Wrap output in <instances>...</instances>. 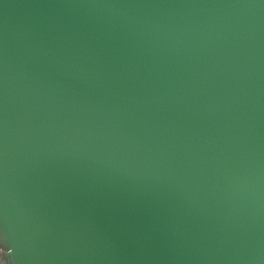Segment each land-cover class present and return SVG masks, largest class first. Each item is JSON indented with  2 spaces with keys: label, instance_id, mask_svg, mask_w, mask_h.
I'll use <instances>...</instances> for the list:
<instances>
[{
  "label": "water",
  "instance_id": "obj_1",
  "mask_svg": "<svg viewBox=\"0 0 264 264\" xmlns=\"http://www.w3.org/2000/svg\"><path fill=\"white\" fill-rule=\"evenodd\" d=\"M0 264H264V0H0Z\"/></svg>",
  "mask_w": 264,
  "mask_h": 264
}]
</instances>
